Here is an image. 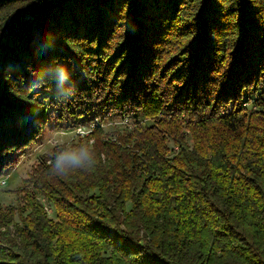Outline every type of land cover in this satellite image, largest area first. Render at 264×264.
Instances as JSON below:
<instances>
[{"label":"trees","instance_id":"16d2710c","mask_svg":"<svg viewBox=\"0 0 264 264\" xmlns=\"http://www.w3.org/2000/svg\"><path fill=\"white\" fill-rule=\"evenodd\" d=\"M50 108L0 264H264V0H0V179Z\"/></svg>","mask_w":264,"mask_h":264},{"label":"rangeland","instance_id":"374dc122","mask_svg":"<svg viewBox=\"0 0 264 264\" xmlns=\"http://www.w3.org/2000/svg\"><path fill=\"white\" fill-rule=\"evenodd\" d=\"M42 97V95L40 96ZM49 116L51 122L48 127L42 133V136L38 138L30 147L22 151L21 154H15L12 157L15 158L16 163L6 170V174L0 179V207H8L10 205H17V199L19 197L18 190L23 186V180H25L33 167L38 163V160L45 155H50L56 146L68 145L70 146L74 142H78L82 139L77 133V125H71L69 122H58L56 119V112L53 109H49ZM85 118H82L83 122ZM105 125L104 132H125L124 126L120 123L121 119L112 118L108 119ZM155 122L153 117H144L143 123L145 126H149ZM123 123V122H122ZM77 126V127H76ZM133 125L129 126L131 129ZM93 139L90 140V143ZM45 207H48V212L51 217H55V209L45 196H40Z\"/></svg>","mask_w":264,"mask_h":264},{"label":"clouds","instance_id":"9594fccd","mask_svg":"<svg viewBox=\"0 0 264 264\" xmlns=\"http://www.w3.org/2000/svg\"><path fill=\"white\" fill-rule=\"evenodd\" d=\"M77 157L72 154H63L57 158L56 165L57 167H61L65 164H75L77 163Z\"/></svg>","mask_w":264,"mask_h":264},{"label":"built area","instance_id":"2783aa9c","mask_svg":"<svg viewBox=\"0 0 264 264\" xmlns=\"http://www.w3.org/2000/svg\"><path fill=\"white\" fill-rule=\"evenodd\" d=\"M100 119L99 118H96V122H98ZM129 122V118H126L125 119V123ZM95 126L94 123H91L90 125L88 126H85V125H82V124H79L78 127H77V133L81 136H86V135H89L91 132H92V128Z\"/></svg>","mask_w":264,"mask_h":264}]
</instances>
